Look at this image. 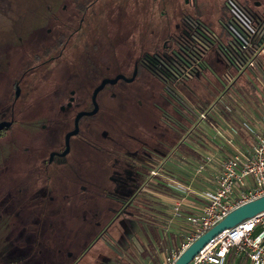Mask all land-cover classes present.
Here are the masks:
<instances>
[{"label": "rangeland", "instance_id": "1", "mask_svg": "<svg viewBox=\"0 0 264 264\" xmlns=\"http://www.w3.org/2000/svg\"><path fill=\"white\" fill-rule=\"evenodd\" d=\"M74 1L77 0H0V49L18 37L27 44L20 52H11L9 64V58L0 50V72L4 70L0 79V109L9 106L7 99L12 92L9 83L14 73L19 75L34 65L28 60L34 51L30 46H41L53 38L54 33L48 34L45 29L61 28V21L54 19V15L63 14V8H69ZM229 1L85 0L87 8H93L95 14L94 45L87 42L88 53L80 58L67 56L66 67L62 62H48L37 67L30 74V80H23L15 109L17 124L0 134V264H115L114 257H128L127 251L132 247L130 239L144 237L143 213L151 202L144 207L136 203L141 195L136 189L146 183L148 176L135 186L134 175L126 174L121 167L123 159L130 156L129 151L140 150V146L145 148L142 152L149 154L154 143L159 140L164 143L173 132L169 124H173L179 113L174 110L178 103L171 94L191 104L212 99L220 88L224 61L213 45L206 52L207 68L192 79L176 84L142 67L135 73L132 65L141 56L163 55L177 48L174 38L183 30L186 17L205 24L225 38L221 22L230 18L225 5ZM88 54L90 63L85 60ZM126 60L128 66L124 70ZM262 60L264 69V57ZM122 70L126 74L135 73V78L108 84L101 90L99 112L80 122L78 135L71 137L69 153L64 158H56L48 169L39 170L47 152L62 146L75 111L88 106L93 87L101 78ZM63 72L69 77V84L82 90V100L61 121L41 129L38 119L50 117L45 111L54 97V82L61 74L65 76ZM112 89L116 95L111 98L107 95ZM85 121L88 125H84ZM22 147L29 149L30 154H25ZM178 150L185 151L186 147L180 145ZM175 156L166 158V163L177 171L180 167L189 168ZM185 177L196 179L199 185V179L191 174ZM81 187L86 191L78 192ZM103 191L127 198L130 204L121 205L113 198L111 201L117 204L119 216L106 232L100 233H105V239H97L99 234L91 238L97 217L88 216L87 212L96 203L98 207L108 203L101 195ZM72 193L74 198L64 202L63 197ZM76 193H82L85 200L81 202ZM49 194L54 197L48 198ZM44 209L45 215L39 220ZM165 241L162 249L168 252L169 241Z\"/></svg>", "mask_w": 264, "mask_h": 264}, {"label": "built area", "instance_id": "2", "mask_svg": "<svg viewBox=\"0 0 264 264\" xmlns=\"http://www.w3.org/2000/svg\"><path fill=\"white\" fill-rule=\"evenodd\" d=\"M225 5L231 14L227 22H221L225 38L186 17L187 34L162 59L165 81L172 84L192 79L207 68L206 52L213 45L224 67L219 76L220 88L207 102L191 104L171 94L182 118L178 123L183 130L179 143L199 155L194 175L213 164L215 174L212 188L195 194L203 201L193 212L182 211L186 205L193 207L186 195L171 198L172 216L187 225L181 231L182 241L158 264H174L183 251L231 210L264 195V12H251L238 0ZM242 135L249 137V143L239 140ZM148 180L170 188L180 186L166 158L160 159V168L151 170ZM185 189L186 194L192 193L190 184ZM141 191L161 199L165 196L146 185ZM131 243L133 264H156L153 256H142L143 248L134 239ZM231 252L245 257L248 264H264V210L218 233L188 264H225Z\"/></svg>", "mask_w": 264, "mask_h": 264}, {"label": "flooded vegetation", "instance_id": "3", "mask_svg": "<svg viewBox=\"0 0 264 264\" xmlns=\"http://www.w3.org/2000/svg\"><path fill=\"white\" fill-rule=\"evenodd\" d=\"M91 1L94 2L95 0H91ZM241 1L242 2H240V4L244 8H246L247 10H249L251 12H257V13L264 12V0H241ZM84 2H85V0L74 1L69 8H66V7L63 8L64 9L63 14H55L54 19L61 21V23H62L61 28L56 27L55 30L50 29V28H46L45 30L48 34L54 33L53 38H50L49 40L45 41L41 46H38V47H36L34 45L30 46L31 47L30 49H34V51L30 54V56L29 55H27V56H29L28 60H31V62L34 65L23 69V71L19 75L14 73V75L11 78V81L9 84H10L12 92L9 93V97L7 99V101H9V106L7 107V109L6 108L0 109V121H11V124L7 127L2 128L0 130V134L3 131H5L7 128H11L13 125L17 124V121L15 120V109L18 105L17 101L19 99L18 97H19V94L21 91V84H22L23 80H25L27 78L29 79L30 74L37 67H40V66H42V64H46L48 62L49 63H61L62 62L65 64V65H63V67H66L68 64L67 56L80 58L84 54L88 53L85 51V48L87 47V42H89L90 45L91 44L94 45V43H95L94 38L96 36V31L94 29L93 18L95 16V14H94L93 8H91V7L87 8L88 3L85 4ZM90 4L91 3H89V5ZM181 33H182V31L180 32L179 36L174 38L176 47H178V45L181 43V41L185 37V35L183 37H180ZM185 34H187V30H185ZM75 40L77 42H74ZM86 40H88V41H86ZM21 43H23V44L20 45ZM26 46H27L26 41L23 40V38L18 37L17 41H15L14 43H10L8 45H5L0 50L2 53L7 55V58H9V60L7 62V64H9L12 61V53L11 52L18 53L21 51L22 47H26ZM174 49L175 48H172V49H170V51H167L164 53L165 54L169 53V52L173 51ZM165 50H167V49H165ZM89 54L87 56H85V60L88 61V63H90V60H91ZM165 54L161 55L160 53H157V54L152 55V56H141L138 59V61L134 63V67L132 65V68H134L135 73H137V70L139 67H142V68L146 69L147 71H149L154 76L161 77V78L165 77L163 66H162V59L164 58ZM95 61H96V59L94 60V62ZM91 64H92V61H91ZM126 65L128 66L127 60L125 62L124 70L127 69ZM96 66H98V65L96 64ZM124 70L119 71L114 76L106 77V78H114L117 75H123L124 76V78L121 77L114 83H106L97 92L96 97H95V100H96L97 105H98L97 111L93 114H90V115H82L78 119V131L76 134H73V135H78L79 130H80L79 124L84 118H91L99 112L100 103L98 100V94L101 90H103L108 84L115 85L118 83V81L130 82L135 78V73H134L132 80L127 81L126 79L132 77L133 74H126ZM56 74H57V72H56ZM89 74H91V73L89 72ZM61 75L58 78V80L56 78L57 84H56V81L54 82V89L52 91V94H54L53 95L54 97L52 98L51 104L49 106H47V109L45 111L46 113H48L50 115V117H48L47 119L44 118L42 120H40L41 118L38 119L39 120L38 125L41 129H47L49 127V124H51L53 122L61 121V119L64 118V116L68 113V111L70 109H72L74 106L78 105L80 103V101L82 100V98H81L82 94L80 92L82 90L77 89L75 86H72L71 84H69L70 79L67 76V74L65 75V73H64V75H65L64 77ZM3 76H4V70L0 72V79ZM102 79H104V78H101L99 80V82L91 90V93L89 96L88 106L75 111V113H74L75 115H73V119H72V126L65 133V135L63 137L62 146L58 149H50L47 152V157L44 158L43 166L41 165L39 170L48 169L49 165H51V163H53L56 160V158H64L69 153V151L71 150V137H72V135L68 139L67 152L65 154H61L66 148L65 136L70 130H72L74 128V120H75L76 114L80 111H90L93 108L92 92L95 89V87L101 82ZM164 81H165V79H164ZM17 91H18V93H17ZM115 95H116V92L113 91V89H112V90H110V92L108 93L107 96L112 98ZM175 109L176 108H174V110ZM42 111H44V108H43V110H41V112ZM176 112H178V111H176ZM177 116L179 117V119H178V117H177V119L175 117L174 122H172L173 124H169V127L171 128V130H173V132L169 133V136L166 138V141L164 143L163 142L160 143V140H159L156 143H154L153 148L149 149L147 147L146 150L147 149L150 150L149 154L142 152V149H145V148H144V146H142V147L140 146V150L133 151V152L129 151L130 156L126 159H123L124 162H123V165L121 167L123 170H126V174L134 175L135 186L137 185L138 181L142 180L143 177L148 176L146 183H143V185L150 187L151 182L148 180L149 174H150L151 170H154V169L158 170L160 168V156L162 155L163 156L162 158H169L170 155L174 154L178 150V147L180 145H182L179 143V139L181 138L183 130H182L181 126L178 124V123H180V120H182V118L180 117L179 114ZM84 125H88V122L85 121ZM81 139L91 145V142H89L83 138H81ZM22 149L24 150L25 154H30L29 149L23 148V147H22ZM160 150H161V152H160ZM148 182H150V183H148ZM142 186L138 187V189H136V190L140 191L141 195L144 198L141 195H139V197L136 199V203L138 204V206L141 205L142 207H144L145 205L148 204V202L145 201L146 194L142 193V191H141ZM85 191H86L85 187H81L80 189H78V192H85ZM104 193H109V194L107 196H105ZM73 194L74 193H72L71 195H65L63 197V201L65 202V201L70 200L71 198H74ZM101 195L104 198L109 199V201H111L113 198H115L114 195L108 191H103L101 193ZM76 196L81 202H83L85 200L84 197L82 198V196H83L82 193L81 194L76 193ZM84 196H85V194H84ZM52 197H54V196L50 197V194H49L48 198H52ZM46 201L47 200H45V204L47 203ZM115 202H119L121 205H124V206H129V204H130V201H128L127 198H124L122 196H119V198H115ZM45 212H46V209L41 211V215L39 216V220L44 217L43 215H45ZM95 215H97L96 212H94V216ZM117 215H119V212L114 210L113 216L110 218V220L107 222L105 227L103 229H101L98 234H100L102 232V230H105L107 225L110 224L115 219V217ZM97 223L98 222H96V224ZM37 230H38V228L36 229V232H37ZM97 235H96V237H97ZM80 252L82 253L83 250H81ZM77 259L75 261L76 263H78Z\"/></svg>", "mask_w": 264, "mask_h": 264}, {"label": "crops", "instance_id": "4", "mask_svg": "<svg viewBox=\"0 0 264 264\" xmlns=\"http://www.w3.org/2000/svg\"><path fill=\"white\" fill-rule=\"evenodd\" d=\"M193 102V101H192ZM195 103V102H193ZM239 140H245L247 143H249L250 139L246 135H242ZM183 145V144H182ZM186 147L185 151H179L177 150L174 153V156H178L179 160L182 161L183 165H188V167H180V170H175V168L171 167L170 164L167 166L173 170V172L176 174V179L178 180L180 186H173L172 188L167 186H161L158 184L151 183L150 188L157 189L158 192L164 193V197L159 198L155 197L153 195H146L149 199H146L151 204L146 206V209L143 213V217L145 218V222H143V227L146 229L144 237H137L133 236L132 239L138 240L140 243L139 245L143 248L142 256L145 258H149L150 256H153L156 259V264L160 262L162 257L169 252L170 249L176 248L179 243L182 241V229L186 228L185 223H183L182 219L174 218L171 214V203H172V197H181L183 195H186L185 197L189 200V204H192L191 206H184L182 208V211L184 213H191L195 210V207L199 206L202 203V199L195 195L196 193H202L205 192L207 189L212 188L213 186V177L215 174V167L214 164L211 166H206V169L203 173H200L198 175H194L193 173V167L196 164V162L199 159V155L194 153L188 146L183 145ZM225 152V151H224ZM221 155L217 152L216 156L219 158ZM175 156V158H176ZM171 159V158H170ZM172 160V159H171ZM173 161H175L173 159ZM218 161L215 159L214 163H217ZM177 171V172H176ZM192 175L194 178L199 179V185L196 179H187L186 175ZM212 177V179H211ZM190 184V188L192 190V193L186 194L185 187ZM163 214H167L168 217L164 216ZM171 225V226H170ZM173 226V227H172ZM168 242L169 249L168 252H165L162 249V246L165 245L166 241ZM129 248V246H128ZM165 248V246H164ZM128 257H124L128 259L132 264V258L130 250L127 251ZM225 264H248V261L243 256H237L233 254V252L229 253L226 263Z\"/></svg>", "mask_w": 264, "mask_h": 264}, {"label": "water", "instance_id": "5", "mask_svg": "<svg viewBox=\"0 0 264 264\" xmlns=\"http://www.w3.org/2000/svg\"><path fill=\"white\" fill-rule=\"evenodd\" d=\"M134 74L132 77L127 78V81L132 80ZM124 76L123 75H117L114 78H104L101 80V82L95 87V89L92 92V102H93V108L90 111H80L76 114L75 120H74V128L70 130L66 136H65V142H66V148L61 154H65L68 149V139L71 135L76 134L78 131V119L82 115H90L97 111L98 105L95 100L97 92L106 84V83H114L119 78ZM18 93V91H17ZM11 124V121H0V130L4 127H7ZM264 210V195L253 199L251 201H248L233 210H231L222 220L217 222L215 225H213L210 229L205 231L203 234H201L185 251H183L180 256L176 259L174 264H188L189 261L193 258V256L214 236H216L218 233L223 231L226 228H231L241 222L242 220L251 217L261 211Z\"/></svg>", "mask_w": 264, "mask_h": 264}, {"label": "trees", "instance_id": "6", "mask_svg": "<svg viewBox=\"0 0 264 264\" xmlns=\"http://www.w3.org/2000/svg\"><path fill=\"white\" fill-rule=\"evenodd\" d=\"M186 25L184 23V27H183V30H182V33L180 35V37H183L185 35V30H186ZM163 79H165V77H162ZM109 193H104L105 196H107ZM115 198H119V196H116L114 195ZM104 198V197H103ZM108 203H105V204H100L101 207H98V204L96 203L95 204V207L94 208H91V209H88L89 212H87L88 216H93L94 215V212L97 213V215H95V217H97V221L98 223L96 224V228L95 230L93 229L91 231V238H94L96 237V235L100 232L101 229H103L105 227V225L107 224V222L110 220V218L113 216L114 214V210H116L118 207H117V204H114L113 202L109 201L108 199L104 198ZM113 204L114 206L111 207L110 203ZM119 215H117L115 218H117ZM112 223V222H111ZM110 223V224H111ZM108 224L107 227L110 225ZM107 227L105 228V231L107 230ZM104 234L105 233H102V234H99V237L98 238H102V239H105L103 238L104 237ZM114 260H115V264H132L128 259L126 258H120V257H114ZM68 264H71V262H69Z\"/></svg>", "mask_w": 264, "mask_h": 264}]
</instances>
